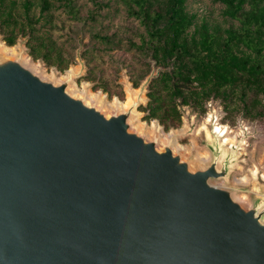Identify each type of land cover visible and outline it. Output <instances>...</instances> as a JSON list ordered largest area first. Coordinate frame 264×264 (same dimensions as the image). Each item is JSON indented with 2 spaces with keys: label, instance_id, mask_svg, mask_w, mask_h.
Masks as SVG:
<instances>
[{
  "label": "water",
  "instance_id": "obj_1",
  "mask_svg": "<svg viewBox=\"0 0 264 264\" xmlns=\"http://www.w3.org/2000/svg\"><path fill=\"white\" fill-rule=\"evenodd\" d=\"M73 81L0 53V264H264V198L219 182V118L193 161L130 121L146 83L117 110Z\"/></svg>",
  "mask_w": 264,
  "mask_h": 264
},
{
  "label": "trees",
  "instance_id": "obj_2",
  "mask_svg": "<svg viewBox=\"0 0 264 264\" xmlns=\"http://www.w3.org/2000/svg\"><path fill=\"white\" fill-rule=\"evenodd\" d=\"M92 2L83 18L76 0H0V35L8 46L25 38L34 60L66 70L73 61L58 46L56 18L65 13L77 22H98L112 8L109 1ZM120 2L134 25L93 38L138 57L129 71L134 88L147 84V100L139 106L144 120L169 131L182 124L186 108L205 115L216 101L226 113L221 124H234L238 114L264 121V0H211L218 15L215 8L209 15L193 12L188 0Z\"/></svg>",
  "mask_w": 264,
  "mask_h": 264
},
{
  "label": "rangeland",
  "instance_id": "obj_3",
  "mask_svg": "<svg viewBox=\"0 0 264 264\" xmlns=\"http://www.w3.org/2000/svg\"><path fill=\"white\" fill-rule=\"evenodd\" d=\"M105 1H109L112 8H109L111 9L109 13L107 11L109 9H105L98 22H87L86 19L77 22L65 13L56 18L60 23L58 31H55L58 46L67 51L73 61L66 70L61 71L56 66L48 67L43 60H34L28 53L26 39L23 37L16 45L8 46L0 35V43L5 44L9 49L17 48L19 54L28 63L39 66L37 71L49 80H60L68 74V71L73 70V84L75 85L73 89L78 92L84 91V89L91 91L92 94L101 96L108 103L126 102L129 92L138 98L142 90L141 86L145 82L140 87L134 88L130 81L131 72L129 71L131 66H136L138 62L136 54L119 48L109 49L105 44L93 38L96 33H122L125 26L134 25L130 19L126 18L120 0ZM76 2L81 9L83 18L89 16V11L95 7L92 0H76ZM188 6L191 11L200 15H209L214 8L217 15L219 12L216 7H213L211 0H188ZM25 47L27 51L24 50ZM157 71L156 68L155 72ZM138 72H140V68H138ZM86 74L94 79L83 78ZM101 82H106V84L102 85ZM100 84L103 87H100ZM104 87L107 88V91L104 90ZM145 87L139 106L147 100V84ZM100 104L106 107L105 102ZM139 106L130 120L134 127L139 128L140 125H143L141 130H145L148 137L152 138L153 134L149 133L148 129H151L155 123L160 128V134H172L174 145L179 147L178 150H183L193 161L200 153L202 156H207L206 152L211 155L206 144L205 129L206 127L210 128L211 125H208L210 119L214 120L217 117L222 122L226 114L223 107L216 101L208 104V114L205 115L186 108L182 124L167 131L157 120L151 122L144 120V113L139 109ZM234 122V124H221L219 121L217 124L228 131V142L224 144L223 149L226 150L225 155L233 160L229 178L219 182L234 187L236 195L246 197L248 202L256 196L264 198V121H252L238 114ZM255 172H258L256 177H254ZM244 179H248V181L243 183L237 181Z\"/></svg>",
  "mask_w": 264,
  "mask_h": 264
},
{
  "label": "bare ground",
  "instance_id": "obj_4",
  "mask_svg": "<svg viewBox=\"0 0 264 264\" xmlns=\"http://www.w3.org/2000/svg\"><path fill=\"white\" fill-rule=\"evenodd\" d=\"M7 47H8V46H6L5 44H1V43H0V53L8 54V55H16V54H17V52H18V49H17V48H16V49H9V48H7ZM33 66H34L36 69H38V67H39V66H37V65H35V64H33ZM66 76H67V75H65V76H64L63 78H61L60 80H63ZM73 87L75 88V85L72 83V85H71V89H72L74 92H78V90H77V91L74 90ZM80 92H81V93H83V92H88V96H89L88 98H89L90 100H94V101H97V100H98L100 103H101V102H105L106 105H107L110 109H117V110H124V109H127V108L130 106V104L132 103L133 98L135 97L134 94L132 95V94L129 92L128 99H127L126 102L115 101V102H113V103H108V102L105 101V99L103 100V98H101V96H98V95H94V94H92L91 91H87V90L84 89V91H80ZM131 119H132V117H131ZM210 120H211V119H210ZM210 120H209V121H210ZM143 127H144L143 125H140V126H139V129H143ZM204 128H205V127H204ZM205 130H206L207 138L211 139V138H212L211 132L207 129V127H206ZM215 130H216L217 132H219L221 136H223V142H224V143L228 142V137H227V133H228V131H227L224 127H222V126L216 124ZM148 132L151 133V134H155V133H158V132L160 133V128L154 123L153 127H151V129H148ZM170 135H171L170 133H168V134L164 133V135H162L161 142H166V141L168 140V138H169ZM177 148H179V147H177ZM206 154H207V156H204V155L202 156V153L198 154V156L196 157L197 162H205V161L209 160V159H210V154L207 153V152H206ZM257 175H258V172H255V173H254V177H256ZM237 181L243 183V182H247L248 179L237 180Z\"/></svg>",
  "mask_w": 264,
  "mask_h": 264
}]
</instances>
